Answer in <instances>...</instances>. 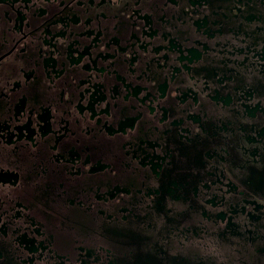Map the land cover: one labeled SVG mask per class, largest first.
I'll return each mask as SVG.
<instances>
[{
  "label": "flooded vegetation",
  "instance_id": "af4514ba",
  "mask_svg": "<svg viewBox=\"0 0 264 264\" xmlns=\"http://www.w3.org/2000/svg\"><path fill=\"white\" fill-rule=\"evenodd\" d=\"M0 264H264V0H0Z\"/></svg>",
  "mask_w": 264,
  "mask_h": 264
}]
</instances>
